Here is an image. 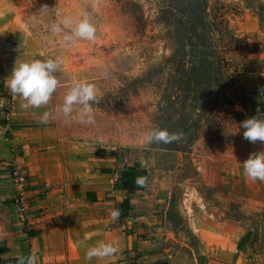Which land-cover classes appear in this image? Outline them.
<instances>
[{"label": "rangeland", "instance_id": "1", "mask_svg": "<svg viewBox=\"0 0 264 264\" xmlns=\"http://www.w3.org/2000/svg\"><path fill=\"white\" fill-rule=\"evenodd\" d=\"M84 13L95 40L65 44L72 23L63 21ZM0 35L15 63L62 58L50 104L72 157L124 149L160 172L164 193L150 210L166 259L218 264L236 223L240 234L258 221L246 192L263 199L264 181L247 178L243 161L264 143L246 140L239 123L264 101V0H0ZM2 55L0 95L9 97ZM77 80L96 86L92 123L81 122L80 105L68 118L57 111ZM155 128L180 139L150 143ZM231 179L234 197L225 193Z\"/></svg>", "mask_w": 264, "mask_h": 264}, {"label": "crops", "instance_id": "2", "mask_svg": "<svg viewBox=\"0 0 264 264\" xmlns=\"http://www.w3.org/2000/svg\"><path fill=\"white\" fill-rule=\"evenodd\" d=\"M10 47L0 35L5 81L15 63ZM6 93L10 99L0 95V246L5 247L0 264H20L29 255L36 257L37 264H174L160 253L159 227L150 210L164 193L160 172L137 163L124 149L103 147L87 157H72L62 146L60 120L50 102L22 109L25 101L13 99L7 87ZM263 102H258L257 115L264 113ZM45 112L48 122L42 123ZM14 165L29 176L27 223L19 219L11 199ZM129 167L147 171L140 178L145 188L129 192L121 179L115 181ZM223 174L227 175L222 172L219 177ZM227 185V195L237 194L234 179ZM252 194L247 186L246 212L258 221L244 225L240 234L236 223L235 230L228 232L236 243L218 264H264V198ZM128 198L130 208L114 222L110 211ZM101 241H114L117 253L86 259L87 248Z\"/></svg>", "mask_w": 264, "mask_h": 264}, {"label": "clouds", "instance_id": "3", "mask_svg": "<svg viewBox=\"0 0 264 264\" xmlns=\"http://www.w3.org/2000/svg\"><path fill=\"white\" fill-rule=\"evenodd\" d=\"M63 23H72L71 32L63 38L65 44L72 42L75 38L88 41L95 40L96 25L87 13H84L82 18L75 22L65 19ZM53 29L57 32L61 31V24H54ZM62 64L63 60L59 56L31 58L14 63L5 81V86L13 99L21 97L25 101L21 104L22 109L40 108L48 105L60 83L56 73L61 69ZM96 100L95 84L77 80L64 95L63 103L57 111L68 118L74 110V105H80L82 107L81 122L92 123L94 120L92 102ZM48 118L49 113L45 112L41 122L47 123ZM239 125L243 129V137L246 140L253 144L264 143V113L249 116ZM146 138L150 143H170L180 139V134L170 132L166 128H155L147 133ZM243 170L247 178L253 181H264V150L250 153L248 158L243 161ZM137 182L142 185L144 180L139 179ZM120 215L121 210L119 208L113 207L110 211V216L114 222L119 220ZM117 251L114 241H101L87 248L86 259H103L112 256ZM20 264H37L36 257L34 255L23 257Z\"/></svg>", "mask_w": 264, "mask_h": 264}, {"label": "built area", "instance_id": "4", "mask_svg": "<svg viewBox=\"0 0 264 264\" xmlns=\"http://www.w3.org/2000/svg\"><path fill=\"white\" fill-rule=\"evenodd\" d=\"M1 81V80H0ZM1 84V83H0ZM5 115H9L6 110ZM12 178L14 183V191L11 195L12 203L18 210L19 219L27 223L29 214L28 210V192L30 190V181L27 172L20 166L14 165L12 168ZM120 176L116 175L115 181H119Z\"/></svg>", "mask_w": 264, "mask_h": 264}, {"label": "trees", "instance_id": "5", "mask_svg": "<svg viewBox=\"0 0 264 264\" xmlns=\"http://www.w3.org/2000/svg\"><path fill=\"white\" fill-rule=\"evenodd\" d=\"M147 171H136L133 170L132 167H129L128 170H124L120 174V179L122 181L123 187L127 189L129 192H134L137 189H143L146 187V182L141 185L137 181L140 178H143L146 175ZM123 204H126L125 207ZM123 204L117 205V208H119L121 211L124 209L130 208L129 198L124 201ZM5 247L0 246V252L4 251Z\"/></svg>", "mask_w": 264, "mask_h": 264}]
</instances>
